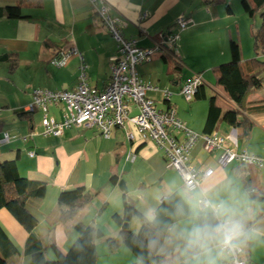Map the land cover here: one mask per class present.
<instances>
[{"label":"crops","instance_id":"0c3cea01","mask_svg":"<svg viewBox=\"0 0 264 264\" xmlns=\"http://www.w3.org/2000/svg\"><path fill=\"white\" fill-rule=\"evenodd\" d=\"M12 2L13 0H0V7ZM103 2L107 5L110 15L119 19L124 37L135 39L141 47L153 46L162 36L175 32V22L179 16L192 21L191 25L178 35L175 44V52L181 65L179 73L173 72V58L167 50L139 66L140 77L159 88H168L167 84L171 83L177 86V94L181 95V85L193 74L198 73L201 74L204 88L211 89L214 81L211 69L230 59L231 40L238 43L243 61L256 56L253 34L258 26L256 20L251 18L257 14L251 17L244 13L242 7L241 12H235L227 5L228 0ZM22 13L27 18L0 17V54L13 53L18 59L17 66L12 70L5 63L8 88L3 92V96H0V106L3 107L0 108V136L2 132H7L15 137L8 143H0V161L15 159L21 176L46 183L44 196L28 197L25 205L38 220L33 234L41 241L45 258L53 259L54 255L48 244H54L64 253L76 238L73 229L76 222L96 225L91 223L90 219H84L87 214L92 213L90 208L99 207L97 215L109 207L111 213L123 212L121 201L124 193L122 198H119L115 192L118 183L112 184L110 177L116 175L121 180L124 174H128L132 169L131 164L137 158L143 164L154 159L159 150L151 142L132 144L126 138L123 128H116L109 138L102 137L95 127L67 128L61 136L41 135L42 112H24L31 101L32 90L73 88L79 76L80 57L85 64L88 84L103 89L108 83L110 65L117 53L116 42L102 24L90 0H42L40 7L25 8ZM246 15L249 18H246ZM189 40L204 44L209 49V52L197 56V59L202 61L200 66L194 65L185 49V43ZM73 49L76 53L70 55L66 65L52 70L49 63L51 57ZM258 58L264 60V53ZM184 70L190 72V75L185 76ZM208 73L210 77L207 76ZM19 83L24 89L19 88ZM172 94L173 91L170 96ZM147 95L155 103L163 102L160 92L149 91ZM170 98L169 104H163L165 107H173L178 116L175 101ZM201 109L199 108V117ZM207 109L208 106L204 108V119L199 132L186 120L180 119L189 129L202 133ZM64 113L62 103L48 107V116L57 121L62 120ZM243 118L251 125L246 132L240 131L238 134L237 149L264 157V87L248 95L246 109L238 120L242 121ZM229 129L230 126L222 119L215 128L221 133H227ZM25 135L30 136L23 141L21 137ZM135 136L139 138L136 132ZM198 142L190 152L189 161L196 168L213 167V174L205 178L193 192H187L181 184L184 196L175 190L168 191L158 200H154L149 199L150 195L146 199L141 193L138 195L139 202L133 204L134 207L151 219L160 200L166 195L178 192L185 199L191 215L170 225L160 245V253H169L173 259L172 264H223L226 254L220 249V236L215 232L199 242L202 248L200 253L179 260L184 254L189 234L193 228L198 227L197 216L201 212L198 199L205 195L211 204L217 206L214 211L216 218L227 222L230 228L237 232L236 242L242 247L245 264H264V167L250 166L252 182L248 187L245 183L248 181V167L244 168L236 162L219 167L215 156L206 154ZM131 150L136 154L133 162L126 160V155ZM29 151H32L33 155H30ZM106 183L111 186L109 190L105 187ZM78 186H84L92 195V199L77 210L73 219L61 222L57 205L58 195L63 190ZM253 190H257L262 198L253 199ZM112 197L118 201L114 210L110 201ZM193 197L196 198L194 207L188 202ZM107 222L110 229L108 237L119 241L120 227ZM0 226L18 248V253L10 258V263H29L30 257L23 252L28 234L3 208H0ZM132 228L130 225L133 231ZM171 232L175 236L174 240L169 238ZM120 245L122 244L118 243V246Z\"/></svg>","mask_w":264,"mask_h":264},{"label":"built area","instance_id":"2783aa9c","mask_svg":"<svg viewBox=\"0 0 264 264\" xmlns=\"http://www.w3.org/2000/svg\"><path fill=\"white\" fill-rule=\"evenodd\" d=\"M100 17L102 24L116 42L117 53L110 65L107 85L97 89L88 84L85 64L80 57L79 76L76 85L71 89L51 90L34 88L31 101L24 112H42L40 121L43 136H61L67 128L95 127L100 135L109 138L116 128H123L126 138L132 143L151 142L163 153L168 166L174 169L181 178L187 192L199 188L201 182L211 176L214 168L207 166L196 168L189 161L194 145L201 141L202 150L214 155L216 164L225 167L233 162L247 167H264V157L237 149V130L230 127L227 133L212 131L197 133L189 129L177 115L173 107L168 105L158 109L155 101L147 95L149 91L160 92L164 104H169L171 92L168 88H159L145 82L136 70V66L150 61L154 55L167 50L173 59L178 60L175 44L178 34L169 32L161 37L158 43L150 47H141L135 39L124 37L120 21L110 15L103 0H90ZM145 16V14H143ZM192 21L184 16L176 19L179 30L186 29ZM73 50L61 52L51 57L49 63L57 68L66 65ZM201 74L195 73L180 87V94L187 102H191L198 87L203 85ZM162 102V103H163ZM62 103L65 113L62 120L48 116L49 105ZM133 128V129H132ZM135 132L139 138H136ZM30 135L22 136L23 141ZM15 136L2 132L0 143H8ZM138 139L140 141H138ZM33 155L32 151H29ZM136 154L131 150L126 160L133 162ZM200 210L215 211L216 205L209 202L205 195L198 199ZM223 225L225 230L215 232L220 236L219 247L226 254L223 264H245L242 258V247L236 242L237 232L225 221L217 219V226ZM216 226V228H217ZM215 228V229H216ZM231 237L225 244V235Z\"/></svg>","mask_w":264,"mask_h":264},{"label":"trees","instance_id":"16d2710c","mask_svg":"<svg viewBox=\"0 0 264 264\" xmlns=\"http://www.w3.org/2000/svg\"><path fill=\"white\" fill-rule=\"evenodd\" d=\"M212 1V0H210ZM42 0H13L12 4L0 7V17L6 19L27 18L22 13L25 8H38ZM241 7L244 13L249 16L259 14L260 23L253 34L254 51L256 56L243 61L240 56L238 43L234 40L229 42L230 59L224 63L214 66L211 70L214 74V81L211 84L213 94L206 95L203 85L199 86L193 99H207L208 109L203 125L202 133L216 131V125L220 119L230 127L237 130V134L246 132L250 122L243 118L238 120L245 109L248 95L264 87V60L258 57L264 53V0H241ZM0 63H7L10 70L17 66L18 59L13 53H1ZM173 72L179 73L181 65L178 60L173 59ZM204 84V83H203ZM192 99V100H193ZM222 112V110H224ZM248 170V181L246 186H251L252 175L250 167ZM116 175L110 177L112 184L118 183ZM46 191V183L43 181L30 180L21 176L18 172L16 160L0 161V208L5 209L12 218L28 234L24 254L30 257L26 264H95L97 253L95 240L103 236L99 228L90 224L76 222L73 229L76 238L66 252L60 251L54 244H48L54 258L46 259L44 247L41 241L33 234L38 224L37 218L27 209L25 201L28 197L42 198ZM253 199L262 198L257 190H253ZM92 195L84 186H78L70 190H63L57 198L59 208V220L66 222L76 215V212L83 205L90 202ZM122 214L113 213L112 218L115 224L120 227L119 241L113 237L107 238L110 249L114 250L118 243L129 249L136 258L132 264H172L173 259L169 253H160V245L166 231L174 222L191 215V211L185 199L178 192L164 196L154 210L151 219L139 212L125 194L122 198ZM139 220L137 233L129 229H122L125 218L128 221L132 217ZM198 227H208L211 236L217 226V218L212 211H201L197 216ZM252 221H249L251 223ZM202 250L199 242L189 247H184V254L179 260L194 256ZM18 253V248L8 237L0 226V264H11L10 258Z\"/></svg>","mask_w":264,"mask_h":264},{"label":"rangeland","instance_id":"374dc122","mask_svg":"<svg viewBox=\"0 0 264 264\" xmlns=\"http://www.w3.org/2000/svg\"><path fill=\"white\" fill-rule=\"evenodd\" d=\"M229 7H231L235 12H241V0H228ZM246 18L247 17L246 15ZM251 18V17H250ZM253 20H256L257 26L259 24V14L255 15V17L251 18ZM249 20V19H248ZM251 20V23L253 22ZM175 33L180 35L184 30H179L178 28L174 29ZM186 31V30H185ZM185 49L187 52H189V57H191V61L196 66L202 65L201 59H197V56L203 55V53L209 52V49L204 44H201L199 42L195 41H187L185 43ZM208 49V50H207ZM156 56V55H154ZM224 63V62H222ZM139 66H136V70L138 72ZM51 67V66H50ZM49 68V67H48ZM52 70H56L54 66L51 67ZM6 70L7 66L5 63H0V96H3V92L7 90L8 85H6ZM186 70V69H185ZM183 71L185 76H189L190 72ZM207 71V70H205ZM206 76V75H205ZM207 76L210 77V73L207 74ZM19 82V81H18ZM167 87L169 88L170 92L173 91V94L169 97L172 101H175L176 110L178 113V117L182 120H186L192 128H194L195 131L199 132L200 127L202 125L204 114L207 106H208V100L207 99H193L191 102H187L182 95L177 94L178 88L177 86H174L173 84H167ZM19 88L24 89L23 85L19 83ZM213 93V91L208 87L206 88V95L209 97L210 94ZM156 107L158 109L165 108V105L160 101H157ZM1 105V104H0ZM2 106H0L1 108ZM11 107V106H9ZM3 108V107H2ZM199 108L201 109L200 117L199 115ZM198 143H201L200 141ZM163 153L159 150L158 154L155 156L154 159L148 162H144L142 164V161L137 158V160L131 164L132 169L129 171L128 174H124L121 178V180L126 182L128 190L124 193L119 189V187H115L116 194L119 195V198H122V194L124 193L125 196L135 203L139 202L138 195L143 193L145 198L150 195L149 199L153 198L154 200H158L163 194H165L168 191H179L184 196L183 190L181 189L182 181L179 177V175L168 166L167 161L165 160ZM109 179V177L107 178ZM140 183H143L141 185ZM109 190L111 188L110 185L106 183V186ZM142 190V191H141ZM150 190V191H148ZM114 196V195H113ZM111 204L113 205V210L118 205V201L114 199V197L111 198ZM189 204L194 207L196 204V198L193 197L190 200H188ZM122 204V201H121ZM120 204V205H121ZM100 205V203L98 204ZM116 205V206H114ZM91 214H87L85 216V220L90 219V222L94 225L96 228H99L103 236L99 237L95 240V248L97 253V258L95 264H132L135 263L136 258L133 255V253L127 249L124 245L116 247L114 250L110 249L107 238L110 235V229L108 228V222L110 225H114L115 221L112 218L110 212L111 208L107 209L106 211H103L100 215H97V213L100 211L99 207L92 209ZM122 213V212H121ZM120 213V214H121ZM93 215V216H92ZM132 222V223H131ZM134 224H136L134 226ZM138 224V227H137ZM133 226V231L130 229ZM139 220L137 217H132L128 221V229L132 233H137L139 229ZM175 236L172 234V232L169 234V238H172L173 240ZM174 255L176 256L177 253L175 252Z\"/></svg>","mask_w":264,"mask_h":264},{"label":"clouds","instance_id":"9594fccd","mask_svg":"<svg viewBox=\"0 0 264 264\" xmlns=\"http://www.w3.org/2000/svg\"><path fill=\"white\" fill-rule=\"evenodd\" d=\"M225 228L223 225L217 226L215 229L216 232L224 231ZM209 234L208 227H195L193 228L192 232L189 234L187 239V244L189 247L193 246L194 244L200 242ZM231 237L227 234L225 235L224 243L227 244L230 242Z\"/></svg>","mask_w":264,"mask_h":264},{"label":"water","instance_id":"95a60500","mask_svg":"<svg viewBox=\"0 0 264 264\" xmlns=\"http://www.w3.org/2000/svg\"><path fill=\"white\" fill-rule=\"evenodd\" d=\"M118 187L124 193L127 191L126 184L124 183L123 180H119ZM121 228L122 229H128V219H127V217L125 218L123 224L121 225Z\"/></svg>","mask_w":264,"mask_h":264}]
</instances>
